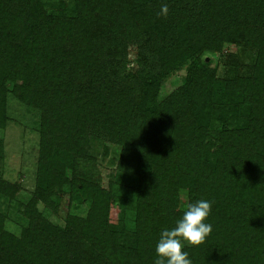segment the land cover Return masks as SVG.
I'll use <instances>...</instances> for the list:
<instances>
[{
    "label": "trees",
    "instance_id": "obj_1",
    "mask_svg": "<svg viewBox=\"0 0 264 264\" xmlns=\"http://www.w3.org/2000/svg\"><path fill=\"white\" fill-rule=\"evenodd\" d=\"M129 43L139 58L126 68ZM225 44L251 53L250 71L229 53L234 74L217 75L206 53ZM8 94L39 110L40 129L18 235L0 211V264H153L161 229L197 199L212 201L213 230L185 248L192 264H264V0H73L71 13L0 0V127ZM93 140L123 147L117 168L137 177L131 221L110 219L114 182L78 172ZM18 188L0 181L6 196ZM62 198L86 209L52 222L37 208L57 214Z\"/></svg>",
    "mask_w": 264,
    "mask_h": 264
},
{
    "label": "rangeland",
    "instance_id": "obj_2",
    "mask_svg": "<svg viewBox=\"0 0 264 264\" xmlns=\"http://www.w3.org/2000/svg\"><path fill=\"white\" fill-rule=\"evenodd\" d=\"M41 1L48 11L58 12L64 9L69 13L73 12V0ZM229 53L236 55L239 73L250 71L251 53L234 44H225L223 51L220 53H206V56L212 59V65L217 66L219 77L232 76L235 72L233 64L228 63L231 60ZM122 55L125 67H134L139 58L136 44L129 43L126 53ZM231 62H234V60ZM185 71L186 64L163 80L159 90V98L168 94L183 81ZM125 74L126 71H120L119 79H123ZM6 113L5 125L0 127V138L3 144V158L0 159V181L12 185L18 184L19 188L15 195L11 197L0 193V211L6 215L5 229L18 235L21 228L27 224L22 208L30 200L35 186L40 112L38 109L27 106L8 94ZM91 149L95 155V160L80 159L78 161V172L82 176L98 180L103 186H106L110 180L114 182L113 189L116 192L117 200L113 202L114 205L110 209V219L117 223L122 219L131 221L134 216L136 198L134 187L136 186L137 177L117 168L123 147L116 143L93 140ZM184 199L185 197L181 195L179 200L182 207L185 205ZM60 201L57 214L45 209L41 202L37 203V208L52 222H62L68 210L71 213H78L86 209L85 205L76 207L74 204L67 209L66 200L62 198Z\"/></svg>",
    "mask_w": 264,
    "mask_h": 264
},
{
    "label": "clouds",
    "instance_id": "obj_3",
    "mask_svg": "<svg viewBox=\"0 0 264 264\" xmlns=\"http://www.w3.org/2000/svg\"><path fill=\"white\" fill-rule=\"evenodd\" d=\"M211 206L212 201L197 199L187 205L173 226L162 228L155 245L153 264H192L185 248L204 243L212 232V224L208 222Z\"/></svg>",
    "mask_w": 264,
    "mask_h": 264
}]
</instances>
